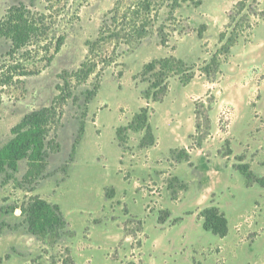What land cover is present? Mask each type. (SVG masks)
I'll list each match as a JSON object with an SVG mask.
<instances>
[{
  "label": "rangeland",
  "instance_id": "1",
  "mask_svg": "<svg viewBox=\"0 0 264 264\" xmlns=\"http://www.w3.org/2000/svg\"><path fill=\"white\" fill-rule=\"evenodd\" d=\"M138 1L0 0V23L23 5L38 27L20 50L0 39V150L27 114L53 105L61 114L50 128L43 160L27 158L16 173H0V264H264V234L254 247L236 249L194 220L162 232L148 224L145 234L138 217L145 209L158 211L167 192L176 200L185 193L188 185L175 181L171 170L187 163L186 148L204 149L195 152L199 164L232 150V164H248L264 178V0H202L199 7L182 2L175 11L172 0H156L142 39L130 21ZM241 1L252 30L213 61ZM172 56L184 60L195 78L184 86L171 75L163 100L147 102L152 76L142 75L145 66ZM87 62L97 69L78 80L75 74ZM207 66L211 74L203 71ZM95 87L97 96L87 100ZM143 107L151 109L155 138L160 131L171 147L166 157L153 156L155 180L141 166L144 132H128L124 143L116 134ZM209 172L202 168L196 176L208 183ZM229 177L237 198L225 196L223 205L232 222L244 218L240 233L259 213L256 199L264 207V187L244 186L239 171ZM113 190L117 196L107 198ZM199 193L192 195L194 202ZM36 196L60 206L65 229L46 236L29 232L20 208Z\"/></svg>",
  "mask_w": 264,
  "mask_h": 264
},
{
  "label": "trees",
  "instance_id": "2",
  "mask_svg": "<svg viewBox=\"0 0 264 264\" xmlns=\"http://www.w3.org/2000/svg\"><path fill=\"white\" fill-rule=\"evenodd\" d=\"M171 11L176 10L180 3H192L196 7L202 5V0H172ZM156 0H139L133 6V14L131 22L135 23L134 34L138 39L144 38L148 33L149 22L151 18L149 15L153 13V7L156 6ZM245 1H241L237 6V13L234 12L230 16L233 30L230 33L225 45L214 56L215 61L219 55L230 53L231 49L238 43L239 37L246 31L252 30V25L249 24V14H243L246 9ZM27 8L23 5L14 6L8 12L6 18L0 23V39L7 38L12 41L15 49L20 50L28 46L34 36L38 32V27L30 20ZM236 13V14H235ZM254 15V14H253ZM114 37H120L119 32L113 33ZM226 39L222 35L221 40ZM167 39L163 37V45H166ZM97 69L95 64L91 62L85 63L82 68L75 74L78 80H87ZM212 67L207 66L204 68L206 74H211ZM142 75H151L152 79L149 80L150 88L145 92V99L155 103L161 102L169 91L168 80L171 75L179 77L182 85H189L195 78V73L189 68L188 64L176 57H167L159 60H154L148 63ZM99 91V87H95L93 91L88 92L87 100H93ZM60 100H67L63 96ZM58 107L53 105L41 110L33 111L27 114L22 121L12 130L14 138L10 140L0 150V173L11 170L16 173L19 169V163L24 159H30L33 163L41 161L45 157L46 140L49 135L51 126H55L57 119L60 117ZM151 109L143 107L134 116L133 120L127 127L119 128L117 130V138L121 143L127 142L122 139L123 135L128 132H144V137L140 142L141 149H147L156 144L153 127L150 123ZM85 128H81L83 134ZM124 138V137H123ZM78 141L75 143L74 150L78 148ZM187 153L186 150H183ZM233 151L230 150L226 156H232ZM189 158V155H188ZM186 161H189L187 159ZM246 178L247 187L253 185H260L264 187V178H259L251 170L250 165L241 164L234 166ZM177 181V179H175ZM185 190L187 186H185ZM107 198L113 199L115 191L106 194ZM176 200V199H175ZM21 216L28 224V230L35 236H46L48 233L65 229L68 222L57 204H51L46 200L36 196L30 202L24 204L21 208ZM165 215L164 219L160 218L161 222L169 217V212H162ZM199 218L203 221V228L207 232L220 238H225L229 234V221L227 216L221 209L212 205L204 209Z\"/></svg>",
  "mask_w": 264,
  "mask_h": 264
},
{
  "label": "crops",
  "instance_id": "3",
  "mask_svg": "<svg viewBox=\"0 0 264 264\" xmlns=\"http://www.w3.org/2000/svg\"><path fill=\"white\" fill-rule=\"evenodd\" d=\"M150 123L152 127L155 125L154 122H152V118H150ZM164 142V137L161 135L160 131H157L156 144L150 148L145 149L147 150L145 151V160L143 163H141V166L147 167L145 170L147 178H153L155 180L154 176H157L155 172L157 168L156 166H154L156 164L153 163V156L155 154H159V156L166 157L169 150L171 149V147L167 146ZM184 150H187V153H189V161H186L187 163L178 164V167L172 168L171 173H173L174 179H177V182H185L188 185L187 189L185 190V193L181 196V198L177 200H175L174 198L172 199V197L169 195V192H167L163 197L160 198L158 202L160 206L159 210L163 209L169 212V217L164 222H161L159 220V210L150 214V211H146L145 207L147 203L145 204V210L141 215H138V217L140 218L143 217L145 234L148 224H153L155 229L161 232L175 228L177 226H182L183 228L184 224L189 225L192 220H194L196 223H200L203 227V221L199 218V214L204 209L212 205H216L221 209L222 212L226 214L229 221V234L227 237L223 239L221 238L222 243L225 244L226 242L230 241L236 249H240V247L244 246L245 244H248L250 247H254L264 234V216L262 215V213L264 212V207L261 205L259 200L256 199V211L259 210V213H257L256 217H253L250 223H246L244 227H241L240 233H238L239 231L237 230V228L242 224V220L244 218L242 217L243 219H241L240 217V220L232 222L229 211H227L226 207L223 205V199L225 196H227V200H232L233 202H235L237 198L236 190L230 182L229 177V174L232 176L233 174H237L238 172L234 168L235 164H232L231 162V156L223 157L216 155L214 157H207L206 163L199 164L197 162V156H195V152H200L204 149L198 148L197 151H190L189 148H186ZM189 164L191 166H189ZM202 168L210 170V182L208 183L202 182V180H200V178H197L196 176L197 173H200ZM244 186L247 187L246 182H244ZM257 186L258 185L256 184L248 188L253 189ZM197 189H199L200 193L196 201L194 202L192 200V195L195 193V191H197ZM117 192L119 195L118 190ZM126 192L127 191H125V193ZM146 197L148 196L146 195ZM213 199H215L216 202L212 201ZM128 215L131 216L133 214L129 212ZM250 233L256 234V237H254L253 240L249 239ZM249 241H251V244L249 243ZM224 248L225 247H219V252H223Z\"/></svg>",
  "mask_w": 264,
  "mask_h": 264
}]
</instances>
